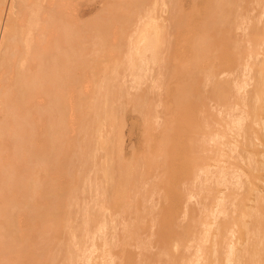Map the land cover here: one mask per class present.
Segmentation results:
<instances>
[{
  "label": "rangeland",
  "instance_id": "obj_1",
  "mask_svg": "<svg viewBox=\"0 0 264 264\" xmlns=\"http://www.w3.org/2000/svg\"><path fill=\"white\" fill-rule=\"evenodd\" d=\"M228 3L211 0L214 10L208 17V0L72 1L76 25L104 15L105 30L100 39L97 29L89 30L83 43L89 44L83 51L93 66L92 78L76 85L80 103L71 145L63 143L62 163L54 170L58 216L45 217L41 242L31 248L33 260L21 264H211L213 257L201 252L206 248L216 249V264H227L231 242L242 233L234 225V233L228 229L223 241L215 243V224L239 217L241 200L251 199L245 200L248 208L256 205L255 196H264V96L258 103L253 97L258 70H264V0ZM217 8L229 14L221 26L214 22H220ZM151 18L163 27L165 42L155 61L145 53L142 71L127 59L137 57V33L143 24L153 23ZM181 18L184 27L175 39L174 22ZM191 42L195 51L189 49ZM204 43L207 49L200 50ZM222 51L232 63L217 62ZM213 61L216 67H208ZM66 64L60 70L67 71ZM194 81L195 89L181 91ZM215 83L226 87L223 101L213 97ZM255 102L257 118L247 109ZM64 133L68 139V128ZM179 140L201 147L191 156L206 159L203 168L172 180L180 162L172 164L170 152ZM220 168L226 171L223 181L217 177ZM247 236L259 243L255 234ZM262 251L261 259L248 255L246 260L264 264Z\"/></svg>",
  "mask_w": 264,
  "mask_h": 264
},
{
  "label": "bare ground",
  "instance_id": "obj_2",
  "mask_svg": "<svg viewBox=\"0 0 264 264\" xmlns=\"http://www.w3.org/2000/svg\"><path fill=\"white\" fill-rule=\"evenodd\" d=\"M72 1L73 0H0V264H21V261L24 259L27 262L33 260L31 248H36L41 242L45 217L49 218L52 216L50 218H53L57 215L56 208H58V204H56V202L59 201V198L55 199L57 198L58 189L57 172L54 170L58 171L61 166L62 160L60 156L63 150V143L65 142V147L71 145L70 140L72 139L73 124L76 115L75 106L77 103H80L75 101L77 98L75 95L76 85L89 82V79L92 78L89 76V71L93 66L89 63L90 61L84 59L87 58L85 56H87L88 53L83 51L85 49L84 47H88L89 44L83 46V43L88 40L87 34L89 30L97 29L98 39L102 38V34L105 30V25L103 23L105 20L104 15H100L90 21L88 20L82 25H76L75 21H72L71 18L73 11V6L71 7ZM221 1L224 2V6H228L229 0ZM221 4L223 6V3ZM217 5V3L216 6L214 4L215 9ZM213 10L214 7L212 8L211 0H208V7L206 8L208 17L212 16ZM224 10L222 8V11H220L217 8V13L220 11L218 15L221 19L217 16L220 22H214L218 26L223 25L221 20L226 15H229L223 12ZM147 16L145 15V17ZM113 19L115 21L116 17H113ZM182 19L183 18L180 20L176 19V21L174 20V30L177 29V32L175 34L172 33V35L175 39H179L182 33L181 27H184V23L181 21ZM153 20L152 18L150 19L151 22ZM154 22L156 21L154 20L153 23ZM153 23L143 24L137 33L136 43H138V45L136 47L133 46V50H135L137 57L135 58L134 55H131L127 59V62L131 63L132 68L138 67L142 70L143 64L146 63V52H150L155 61L158 56V51L161 49V45L165 42V31L162 29L163 27L159 28V26ZM122 24L123 22H121L120 26ZM207 24L205 25L208 29L214 28L213 25L210 26ZM121 27L123 28V26ZM214 37V34L211 35V38ZM194 46L195 44H193V42L189 43V49L191 51H195ZM204 47L205 48L201 46L199 48L200 50H206L207 45L205 43ZM166 49L167 52L170 49L169 42H167ZM196 55H200V52L198 51ZM204 55L205 54H203V56ZM216 59L219 64L227 65L232 63L231 58H228L223 51ZM64 62L69 63L66 64ZM214 63L213 61L212 64L207 66L211 68L216 67ZM65 64L69 65L68 70H60L61 67L63 69L61 65L65 67ZM130 70L133 73L131 68ZM258 73L259 76L257 81H255L253 93V97L256 96V99H254L257 103L258 100L264 96V70H258ZM82 75L83 77L81 78ZM195 84V81L191 82L189 88L184 87L181 91L190 92L192 89L196 88ZM213 88V97L218 101H223L226 89L224 84L215 83ZM83 89L85 88L83 87ZM106 93L107 91H105V94ZM104 103H106L105 100ZM263 105L264 102L262 103V107H264ZM251 106L252 104L250 107ZM257 106L259 105L257 104L255 106L253 104L251 109L250 107L247 108L254 118L260 115V109ZM90 108L93 110L94 106L90 105ZM103 111L105 113L106 110H102V112ZM96 113L100 115V111ZM97 114L95 118L98 116ZM103 115L106 116V114ZM67 128L70 136L68 139H65L67 137H65L64 130ZM212 140L213 139H211V141ZM199 141L198 139V142ZM177 142L178 143L173 146V150L170 154L172 164L174 160H179L180 163L177 169H175L176 172L174 174L172 173L170 176L172 180L179 177H188V175L194 171V168L201 167L204 162L203 155V158H196L195 155V157L191 156L194 151H198L196 149L200 148V152L201 147L196 148L190 144L188 140H185L183 143H181L180 140ZM202 170L203 169H201V171ZM51 171L53 172L49 175ZM208 171L209 170H207L205 174H208ZM222 171L223 170L219 172L220 174H218L217 177L221 176L222 178L225 176L226 171ZM119 173L121 172L119 171ZM210 175H212V173H210ZM125 178L123 177V179ZM224 178L220 180L223 181ZM218 199L219 198H217V200ZM245 200H241L238 203V207H236L239 211V217L236 216V218L215 224V243L223 241L228 229L233 232L232 228L234 225H237V230L242 233V236L240 235L238 238L235 237L236 239L231 242L233 246L229 247L226 257L227 264H256V261L253 262V260H249L248 262L246 260L248 255L249 257L252 256L253 258H257L256 256H259L261 249L264 251V218H261V212H263L264 209V196H255L253 201L256 205L248 206V208H246L247 204L245 203L251 199L247 197V200ZM221 203L220 201L219 207L223 205V203L222 205ZM244 216L248 218L247 221L242 220ZM242 228L245 229L246 232L241 231L243 230ZM250 228H253L251 230H253L254 233L249 230ZM257 230L261 231L260 234H262L263 237H261L262 235H258L259 231L257 232ZM247 233L253 236L255 234V236L258 237L259 243L256 242L257 240H251L253 237L247 236ZM260 242L261 245H259ZM237 245H239V247L241 246V248H236ZM208 250L209 249L206 248L204 252H201L202 254L205 253V255L213 257L210 263L216 264L219 260L216 249H214V251L210 250V252ZM259 262H257V264Z\"/></svg>",
  "mask_w": 264,
  "mask_h": 264
}]
</instances>
